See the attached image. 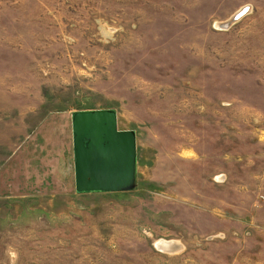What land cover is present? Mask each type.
Segmentation results:
<instances>
[{
  "label": "rangeland",
  "instance_id": "obj_1",
  "mask_svg": "<svg viewBox=\"0 0 264 264\" xmlns=\"http://www.w3.org/2000/svg\"><path fill=\"white\" fill-rule=\"evenodd\" d=\"M104 107L136 185L77 191ZM0 264H264V0H0Z\"/></svg>",
  "mask_w": 264,
  "mask_h": 264
},
{
  "label": "water",
  "instance_id": "obj_2",
  "mask_svg": "<svg viewBox=\"0 0 264 264\" xmlns=\"http://www.w3.org/2000/svg\"><path fill=\"white\" fill-rule=\"evenodd\" d=\"M250 9L244 4L228 19L215 25L228 28ZM74 170L77 191L131 190L137 179V133L134 128H120L115 108H81L72 112ZM170 242L166 249L174 251L179 242L174 238L160 237ZM160 241L154 245L160 248Z\"/></svg>",
  "mask_w": 264,
  "mask_h": 264
},
{
  "label": "bare ground",
  "instance_id": "obj_3",
  "mask_svg": "<svg viewBox=\"0 0 264 264\" xmlns=\"http://www.w3.org/2000/svg\"><path fill=\"white\" fill-rule=\"evenodd\" d=\"M157 241H160V244H158V245H159V247L162 248V249H167V248L170 246V242H169V240H168V241L157 240ZM179 247H180V244H179V246H178L176 249H178ZM176 249H175V250H176Z\"/></svg>",
  "mask_w": 264,
  "mask_h": 264
},
{
  "label": "trees",
  "instance_id": "obj_4",
  "mask_svg": "<svg viewBox=\"0 0 264 264\" xmlns=\"http://www.w3.org/2000/svg\"><path fill=\"white\" fill-rule=\"evenodd\" d=\"M86 191V190H85ZM92 191V190H91Z\"/></svg>",
  "mask_w": 264,
  "mask_h": 264
}]
</instances>
